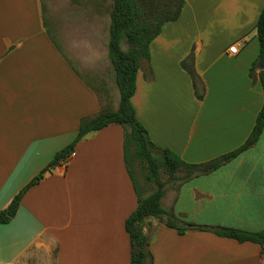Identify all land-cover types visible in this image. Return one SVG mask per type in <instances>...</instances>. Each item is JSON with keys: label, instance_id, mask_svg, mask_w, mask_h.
Instances as JSON below:
<instances>
[{"label": "crops", "instance_id": "obj_1", "mask_svg": "<svg viewBox=\"0 0 264 264\" xmlns=\"http://www.w3.org/2000/svg\"><path fill=\"white\" fill-rule=\"evenodd\" d=\"M184 1L179 19L150 43L131 105L155 146L203 164L240 147L264 103L259 78L250 77L264 0ZM59 37L63 46L45 27L41 0H0V212L75 141L79 121L103 106L93 66L101 48ZM191 52L202 100L180 66ZM105 55L109 62L107 45ZM161 205L195 225L264 231V131L211 173L176 174ZM136 206L123 130L109 125L77 142L68 160L25 192L15 216L0 224V264H130L124 224ZM147 228L152 264H264L255 243L179 235L153 218Z\"/></svg>", "mask_w": 264, "mask_h": 264}, {"label": "trees", "instance_id": "obj_2", "mask_svg": "<svg viewBox=\"0 0 264 264\" xmlns=\"http://www.w3.org/2000/svg\"><path fill=\"white\" fill-rule=\"evenodd\" d=\"M109 1H111V9L107 53L118 91L117 109L114 110L110 102H107L97 115L82 118L78 124L75 141L68 148L55 154L53 160L12 199L5 210L0 212V224L8 223L15 216L23 195L31 186L43 179L46 172L62 161L68 160L77 142L109 125H119L123 130L125 167L137 196L136 209L128 216L124 224L129 237L130 264H152V254L149 250L151 230L148 228L144 230L145 221L151 218L175 230L179 235H184L189 231L209 232L216 237L233 239L239 243L258 244L264 253V231L250 232L230 227L195 225L165 210L161 205L166 186L162 175L172 180L176 174L184 173V179L188 180L195 174H208L252 147L264 131V103L256 116L252 132L247 140L234 151L207 163L187 164L170 150L158 148L150 140L146 129L137 121L131 98L135 93L136 74L143 63L149 62L150 43L160 34L165 24L179 19L185 1ZM255 30L258 54L250 67V77L253 80L256 77L259 78L262 92H264V9L258 17ZM123 45H126L127 49H124ZM194 61L195 56L191 52L180 63V66L190 77L195 97L202 100L205 85L195 70ZM258 69L261 71L257 76L255 72ZM138 175L142 176L146 184L154 187V190L147 196H143V190L139 187Z\"/></svg>", "mask_w": 264, "mask_h": 264}, {"label": "rangeland", "instance_id": "obj_3", "mask_svg": "<svg viewBox=\"0 0 264 264\" xmlns=\"http://www.w3.org/2000/svg\"><path fill=\"white\" fill-rule=\"evenodd\" d=\"M41 4L45 27L59 45L63 46L60 35L63 40L75 47L85 44L93 48H101L102 59L95 60L97 68L93 65L95 68L94 72L99 77V82H102V85H100L102 90L99 92V97L103 105L110 102L111 107L115 109L118 91L115 85L114 72L105 57L111 1L41 0ZM123 48L127 49V46L123 45ZM81 55L85 57L96 56L95 53L88 54L85 52H81ZM92 61L94 60L91 58ZM83 74L88 79V76L85 73ZM137 179L139 187L143 190V196L154 190L152 185L144 182L141 175H138ZM162 179L166 182L170 181L166 175H162Z\"/></svg>", "mask_w": 264, "mask_h": 264}, {"label": "built area", "instance_id": "obj_4", "mask_svg": "<svg viewBox=\"0 0 264 264\" xmlns=\"http://www.w3.org/2000/svg\"><path fill=\"white\" fill-rule=\"evenodd\" d=\"M229 52L231 54H235L237 52V49H236V46H232L230 49H229Z\"/></svg>", "mask_w": 264, "mask_h": 264}]
</instances>
